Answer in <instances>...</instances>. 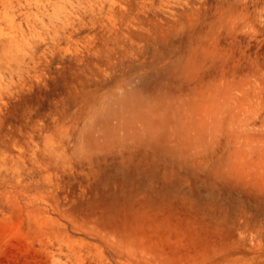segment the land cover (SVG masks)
<instances>
[{"label": "rangeland", "instance_id": "obj_1", "mask_svg": "<svg viewBox=\"0 0 264 264\" xmlns=\"http://www.w3.org/2000/svg\"><path fill=\"white\" fill-rule=\"evenodd\" d=\"M0 264H264V0H0Z\"/></svg>", "mask_w": 264, "mask_h": 264}]
</instances>
